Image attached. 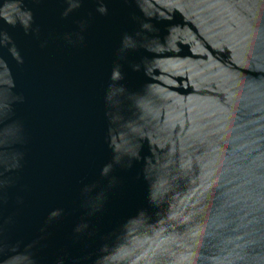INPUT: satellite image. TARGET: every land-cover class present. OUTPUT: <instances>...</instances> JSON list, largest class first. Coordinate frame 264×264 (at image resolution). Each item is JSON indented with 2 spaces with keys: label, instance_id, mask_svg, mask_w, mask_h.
<instances>
[{
  "label": "water",
  "instance_id": "obj_1",
  "mask_svg": "<svg viewBox=\"0 0 264 264\" xmlns=\"http://www.w3.org/2000/svg\"><path fill=\"white\" fill-rule=\"evenodd\" d=\"M0 264H264V0H0Z\"/></svg>",
  "mask_w": 264,
  "mask_h": 264
}]
</instances>
